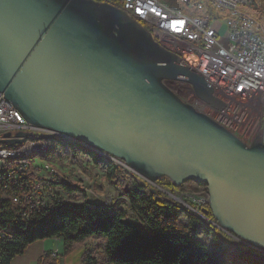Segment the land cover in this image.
I'll return each instance as SVG.
<instances>
[{"label":"water","instance_id":"water-1","mask_svg":"<svg viewBox=\"0 0 264 264\" xmlns=\"http://www.w3.org/2000/svg\"><path fill=\"white\" fill-rule=\"evenodd\" d=\"M170 80L226 107L202 73L112 3L0 0V91L27 121L106 152L154 184L207 183L205 213L261 252L233 245L264 256V128L248 143Z\"/></svg>","mask_w":264,"mask_h":264},{"label":"trees","instance_id":"trees-1","mask_svg":"<svg viewBox=\"0 0 264 264\" xmlns=\"http://www.w3.org/2000/svg\"><path fill=\"white\" fill-rule=\"evenodd\" d=\"M68 139L75 143L66 144L74 159H79L81 150L94 154L106 170L107 179L123 187V194L146 232L127 219L126 209L101 200H60L33 221H27L18 216L13 190H0V231L12 237L0 244V264H11L35 241L53 237L64 240L66 252L90 238L101 239L102 251L87 252L82 264H264L261 253H247L233 245L219 226L163 196L140 176L133 177L124 165L108 158H113L109 154ZM49 141L52 144V139ZM66 179L52 183L70 195L81 191L79 185ZM182 212L187 214V220L181 217ZM207 215L216 221L212 211ZM39 264H59V258L52 263L41 259Z\"/></svg>","mask_w":264,"mask_h":264},{"label":"built area","instance_id":"built-area-1","mask_svg":"<svg viewBox=\"0 0 264 264\" xmlns=\"http://www.w3.org/2000/svg\"><path fill=\"white\" fill-rule=\"evenodd\" d=\"M99 1L112 3L123 9L131 18L146 23V29L160 44L167 49L175 48V52L182 58V63L202 73L207 83L214 88L215 98L226 104L224 109L217 108L219 111L225 112L228 99L236 95L246 98L260 97L264 105V34L258 33L260 22L248 23L245 28H234L233 24L215 17H211L210 22L187 19L165 0ZM225 4L227 0H224ZM255 4L257 6L255 0H248L249 7L252 8ZM210 5L211 0H203V6ZM37 131L41 134H37ZM20 132L38 135V142L29 143L26 141V134L20 135ZM44 134L61 133L27 121L19 108L0 91V140L21 138L27 149L30 145L45 143ZM2 143L3 141L0 142V167L9 166V173L7 177H0L1 184L11 185L15 189V197H12V200L18 206V216L33 221L50 204L71 200L66 198L72 195L51 184V176L69 179L63 171L53 170L51 159H45L43 165L35 164V160L31 161L30 166L4 164V154L13 151L2 150ZM167 179L170 185L167 188L162 187V190L171 200L196 210L205 221L221 227L204 212V209L210 206L208 186L199 191H192V186L179 187L170 178ZM176 189L182 192L180 196L174 194L173 190ZM222 230L241 244L256 248L232 232L224 228ZM11 238L0 231V244ZM58 255L57 250L48 249L43 252L42 257L56 259Z\"/></svg>","mask_w":264,"mask_h":264},{"label":"rangeland","instance_id":"rangeland-1","mask_svg":"<svg viewBox=\"0 0 264 264\" xmlns=\"http://www.w3.org/2000/svg\"><path fill=\"white\" fill-rule=\"evenodd\" d=\"M257 3L252 6L251 11L260 16L264 15V0H255ZM168 84L173 90L179 94L185 101L192 103L197 109L208 113L213 118L217 119L237 135L242 137L248 143H252L257 134L264 128V105L260 97L254 96L246 98L240 95L231 97L228 99V108L225 112L219 111L217 108L213 107L195 92L192 84L184 80H170ZM37 134H41L37 131ZM63 136V135H62ZM66 138L54 137L52 138V150L47 155L41 157L38 155V159L32 157L35 160V164L43 165L45 159H51L53 166L59 171H63L71 181L72 184L79 185L81 191L72 195L71 197H65L66 199H71L68 201H77V200H101L113 204L114 206L126 209L128 211L127 219L139 225L141 229L146 232V228L142 222L138 219L137 215L134 213L131 207L130 201L123 194V187L120 184H116L113 181H110L106 177V170L104 167L100 166L95 160L94 154L89 152H83L82 150L78 152L79 159H74L71 153V148L66 144H75L72 140ZM90 147V146H89ZM69 148V149H68ZM94 149V148H93ZM102 155L106 156L103 152H100ZM45 158V159H44ZM113 161H116L115 158L108 157ZM118 162V161H117ZM130 175L133 177L135 175L140 176L138 173L125 166ZM141 177V176H140ZM143 178V177H141ZM149 185L155 188L163 196H168L167 193H164L163 188H167L170 185L167 177L161 178L157 183H152L143 178ZM160 181H165L160 184ZM195 181H186L180 187L192 186V191H199L206 187L205 183H198ZM172 189V187H171ZM174 194L177 196L181 195L180 189L173 190ZM187 210H191L188 207H184ZM181 217L187 220V214L185 212L181 213ZM222 233V229H220ZM227 235V234H226ZM230 237V235H228ZM203 237V234H201ZM231 239H233L231 237ZM51 243H56V238H50L48 240ZM102 240L98 238H90L83 244L79 245L82 250L86 253L89 251H94L99 253L102 251L101 248ZM257 250V249H256ZM55 260V259H54Z\"/></svg>","mask_w":264,"mask_h":264},{"label":"bare ground","instance_id":"bare-ground-1","mask_svg":"<svg viewBox=\"0 0 264 264\" xmlns=\"http://www.w3.org/2000/svg\"><path fill=\"white\" fill-rule=\"evenodd\" d=\"M165 1H168L169 6L176 8L177 13H179L180 15L186 16L187 19H195L201 22H210V18L215 17L220 20H225L226 23L233 24L234 28H245L246 24L248 23H259L260 22V26H258V33L264 34V18H260L258 15L254 14L251 11L250 7L248 6V0H227V4L225 5H224V0H211V5L207 7L203 6V0H165ZM142 24L146 28V23H142ZM168 49L175 52V48H168ZM58 135H61V134H44L45 143L40 144V145H30V147H28L27 149H26V143L20 142V143L12 144L10 142H7L6 140H3L2 150L13 151V152H7V154H4V164L30 166L31 161H34L32 157H35V159H38V155H41V157H43L44 155H47L50 152L52 148L51 147L52 144L49 141V139H52ZM71 139L80 141L75 138H71ZM26 141H29V143H37L38 135L26 134ZM80 142L84 144V142L82 141ZM52 167L54 171H59L57 168H55V166H53V164H52ZM8 173H9V166L0 167V177H7ZM64 180H67V179L61 178V176H51V184H53L52 183L53 181L56 182V181H64ZM177 186H180V185H177ZM7 189H12L13 197H15V189H13L11 185H2L1 178H0V190H7ZM193 211H196V210H193ZM241 245L244 247H249V246H245L244 243ZM252 249H254L255 251L261 252L257 248H252Z\"/></svg>","mask_w":264,"mask_h":264},{"label":"crops","instance_id":"crops-1","mask_svg":"<svg viewBox=\"0 0 264 264\" xmlns=\"http://www.w3.org/2000/svg\"><path fill=\"white\" fill-rule=\"evenodd\" d=\"M53 238H56V243L49 242L50 238L35 241L24 252L15 256L11 264H39L41 259H43V252L48 249H54L59 252L57 257L59 258V264H82L86 252L81 247H76L66 252L64 240L58 237ZM43 260L48 263L54 261L53 258Z\"/></svg>","mask_w":264,"mask_h":264}]
</instances>
